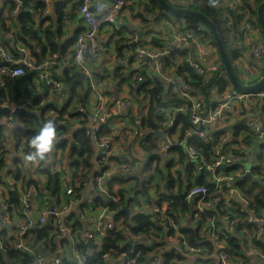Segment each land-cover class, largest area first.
Masks as SVG:
<instances>
[{
  "label": "built area",
  "instance_id": "2783aa9c",
  "mask_svg": "<svg viewBox=\"0 0 264 264\" xmlns=\"http://www.w3.org/2000/svg\"><path fill=\"white\" fill-rule=\"evenodd\" d=\"M33 1L45 5L43 18L54 10V4L63 6L62 34L74 18L80 26L69 50L47 53L40 63L31 58L14 31L0 36V60L7 65L0 72L12 78L25 77L24 68L31 73L30 80L18 84V103L0 105V112H7L0 114L4 184L0 185V233L6 230L12 239L8 246L31 255L32 264H41L46 257L35 252L45 242L28 233L45 229L56 244V250L50 251L53 258L45 264H86L94 256L105 264H136L140 252L135 247L130 253L121 251L128 243L151 247L145 264H163L162 252H156L166 243L182 258L169 264L193 259L199 264H264V197L262 206L254 202L258 194H264V86L255 91L235 89L217 47L207 38L209 30L201 23L195 31L183 21L174 25L165 15L151 18L145 12L151 20L145 25L152 35L134 41L130 59L122 51L114 58L109 48L121 39L118 31L127 27L122 18L130 15L132 1ZM165 1L179 8L193 5V0ZM10 3L16 5L12 12ZM256 3L247 2L255 11ZM21 5V0H0V19L7 28ZM216 8L226 50L233 55L229 62L233 75L243 87L257 84L264 76V37L257 13L251 14L243 0H219ZM32 11L34 19H39L38 11ZM9 66L14 67L9 70ZM184 66L191 69V75L180 73ZM115 69L121 80L114 79ZM64 72L82 76L83 104L76 98L79 90L73 95L64 87ZM192 77L203 84L216 77L227 85L222 92L211 86L206 98L193 90ZM153 89L157 95L152 108L148 92ZM49 119L63 127H57L50 158L26 161L31 148L24 135L37 133ZM77 131L88 136L92 145L87 162L79 157L82 148L75 138ZM200 139L215 145L204 152L193 146ZM178 152L188 162L180 164ZM51 174L55 175L53 191ZM179 179L187 210L173 212L170 195L179 192ZM199 179L206 184H197ZM121 196L127 206L121 205ZM101 201L116 207L111 210ZM122 209L130 216H151L161 236L153 229L134 234L130 224L114 219ZM183 229L196 231L201 241L190 245L180 233ZM113 234H121L125 241L119 250L104 252L103 240ZM225 234L239 240V255L227 254L229 248L221 238ZM203 241L211 243L212 251ZM80 244L95 247L87 245L82 254L77 249ZM3 249L0 238V253Z\"/></svg>",
  "mask_w": 264,
  "mask_h": 264
},
{
  "label": "trees",
  "instance_id": "16d2710c",
  "mask_svg": "<svg viewBox=\"0 0 264 264\" xmlns=\"http://www.w3.org/2000/svg\"><path fill=\"white\" fill-rule=\"evenodd\" d=\"M81 1V0H79ZM132 1V5H136V7L140 10V12L142 13V21L144 24H146L147 26H149L150 24V19L147 18L145 16V12L149 13L151 15V18L158 15V14H162L165 15L168 20L170 22L176 23V24H180L182 21L184 22V25L187 29L190 30H195L197 31V26L201 23L199 20H197L196 18H193L191 16H186V15H181V14H169L166 13L162 10V8L160 7L159 3L156 0H130ZM219 0H193V5L192 7H189L188 9H192L195 10L197 12H199L200 14H202L203 16H205L207 19H209L215 26L217 34L221 40V43L224 47V50L227 54V50H226V43L224 40V30L222 27V23L219 21L218 18V10L216 8V4ZM246 4V7L248 9V11L253 14L254 16L256 15V11L252 10V8L247 4V2L249 1H256V4H260L262 2H264V0H243ZM22 4L19 9H18V15L14 18L13 22L16 23V29L17 31L13 30V22L12 25L7 28L4 24H3V20L0 19L1 22V33L4 31L5 34L9 31H14L15 35L17 36V39L19 42H21L23 45H25L31 52V54H33V57L37 60L36 63H40L46 56L47 53L50 54H55L58 53V51H62L63 48L61 49V45L58 43V38L60 37V21L62 18V9L63 6L61 4H54V16H48L46 18L42 17V12L45 9V5L42 4L39 1H33V0H21ZM78 4H74L73 9L76 8ZM9 11L12 12L15 8L16 5L14 3H10L9 4ZM194 7V9H193ZM257 8V5H256ZM38 11L39 14V19H40V23H42L45 19H51L53 21V24L50 27H47L45 29V34H44V40L45 43H43L41 41V38L34 33V31L31 28L32 25V20L34 18L33 14L30 13V11ZM33 12V11H32ZM257 16V15H256ZM2 18V17H1ZM43 18V19H42ZM54 21L56 24V29H54ZM258 23V22H257ZM258 26L259 23H258ZM207 38L212 42V44L216 47L215 42L213 40L212 34L209 31ZM73 41V39H71V42ZM6 45L9 46L8 42H5ZM118 43V42H117ZM116 43V44H117ZM155 43V42H154ZM156 44V43H155ZM10 47V52L13 55L14 58H18V54L11 49ZM39 49L40 51V55H36L34 54V52H36ZM121 50L119 49V45H117V56H120L121 54ZM229 62H231V58H232V54L230 52H228L227 54ZM44 57L43 59H40ZM7 65L4 64L1 60H0V67H4ZM10 68H8L9 70H12L14 66H9ZM184 69L180 71H187V73L189 75L192 74L191 69L188 66H184ZM24 71L26 73V76L23 78H10V76H3L2 77V82L8 84L10 87H13L16 83L23 81V80H28L31 78V73L29 71L28 68H24ZM114 79L115 80H121L122 76L120 74H117V70L115 69L114 71ZM62 78V82L64 87L67 90H72L73 95H75V92L78 91L79 88L84 87L83 83V78L80 74L76 73L73 74L71 76L68 75V72H64L63 75L61 76ZM216 85L219 88V91L222 92L224 90V88L226 87V83L224 81H219L216 77L211 78L207 83H201L198 79H196L195 77H192V83L191 86L193 88L194 91H199L202 95H204L206 98L208 97L209 94V89L211 86ZM157 86H159V83L157 82ZM1 89V87H0ZM85 89V87H84ZM150 98H151V105L152 108L155 106L154 104L155 102V97L157 95V91L155 89L150 90L149 92ZM78 102L80 104H83L85 102L86 99V93L85 90L82 91L78 96H76ZM6 102V98L4 96V93L2 92V90H0V105L2 103ZM1 115H7V112L1 111L0 112ZM55 122V120H53ZM56 123V122H55ZM57 127L59 128H63L60 127L57 123H56ZM235 134H237V130H234ZM36 133H29V134H25L24 137L26 138V140L28 141L29 139H31ZM234 136V135H233ZM75 138L78 140V146L81 149V152L79 153V157H81V161L83 162H87L90 158V154H91V142L89 140V137L86 136L83 132L81 131H77L75 133ZM245 143L250 144L251 141L250 140H245ZM215 143H210V142H206L204 140H195L193 142V146L195 148H200L202 149L204 152L208 151L211 149L212 146H214ZM0 149H3L2 144H0ZM74 150V149H73ZM85 154L86 157L82 158V155ZM179 155V159H180V164H185L186 162H188V160H184V154L182 152H178ZM192 163V162H191ZM3 164H2V156L0 154V169H2ZM15 176V175H14ZM197 184H206L205 180L199 179L196 182ZM165 184H168L167 182ZM0 185H4L1 181L0 178ZM145 184H141L140 186H144ZM180 185V190L179 192L177 191V194H172L170 195V199L172 200V203L170 204V208L172 209V211H176L177 208H180L181 210L186 211L187 210V205L183 202V185H182V181L179 179L178 182V186ZM245 181L243 182V187H245ZM163 187V186H161ZM121 194V193H120ZM122 195V194H121ZM264 194L260 193L257 195V197L255 198L254 202L256 207H260L262 206V202H261V198H263ZM96 201H100V199H97ZM121 205L122 206H127L128 203L126 204L125 199L123 196H121ZM99 204L106 206L108 204V207L111 210H114L116 205L114 203H105L104 201L99 202ZM124 209V208H123ZM120 210L116 216H114L115 220L118 219H122L127 225L130 224V231H132L134 234H138V235H144V232H148L150 229H153L155 232L157 233H162V230L156 226L153 223V220L151 218V216L148 215H136V216H130V214L128 212H126L125 210ZM132 217V218H131ZM131 218V220L129 221V219ZM172 218L174 221H177V217L172 215ZM180 233H182V235H185L187 237V241L190 245H196L198 241H201L198 237H197V232L191 229H183ZM29 237L36 239L38 242L44 241L45 243H43V246L41 248H39L35 253L40 254L41 256H43L44 258H48V257H52L51 253H53L56 250V244L55 241L53 240V238H48V232L47 230H30V232L28 233ZM0 238L3 241L4 244V249L3 252L0 253V264H9V263H19V264H32L34 259L31 255L25 253V252H21V251H16L13 248H10L8 246V243L12 240L9 235L6 233V230L0 233ZM225 243L228 246V252L231 256H236L239 255L241 252V247L239 245V240L234 237V236H230L228 234H225L224 236L221 237ZM125 241L123 236L121 234H113L112 236H108L103 240V249L104 252L110 248L112 249H118L119 245L122 244V242ZM203 245H205L209 251H212L213 247L211 245V243L207 242V241H203ZM257 246H259L260 248H262L260 246L259 243H256ZM131 245H123L121 251L124 252H131L133 250V247H130ZM77 249L82 253L85 254V251L88 250V246L86 244H80L79 246H77ZM119 250V249H118ZM151 247L148 246H142V245H137L135 246V251H139L140 252V256L139 258L136 259V264H145L146 260H147V255L150 252ZM51 251V253H50ZM156 253H161L160 251H157ZM162 255V253H161ZM134 253L130 254L128 257L129 258H133ZM181 255L179 253L176 252L175 249L171 250L170 252H165L164 255H162V260H163V264H169L171 261L175 260V261H180ZM62 264H75L73 262H68V261H62ZM86 264H105L103 262V260L100 257L94 256L91 259H89V261Z\"/></svg>",
  "mask_w": 264,
  "mask_h": 264
},
{
  "label": "crops",
  "instance_id": "0c3cea01",
  "mask_svg": "<svg viewBox=\"0 0 264 264\" xmlns=\"http://www.w3.org/2000/svg\"><path fill=\"white\" fill-rule=\"evenodd\" d=\"M96 2H102V0H96ZM126 16H124L122 18L124 23H128L127 27L121 31H118V35L121 39H115L113 41V46L111 48H109V51L111 53V55L115 58L116 57V52H117V45H119V49L124 53L125 52V57L127 58H131L133 55V49L131 48V43H133L134 41H136L137 38V32H143L142 35V39L143 41L145 39H148L151 35H152V30L151 28L147 27L145 24L142 23V13L140 12V10L136 7V5H131L130 7V15L128 16L127 14H125ZM49 16L53 17L54 16V10L52 12H50ZM43 19V18H42ZM173 23V22H172ZM53 24V21L51 19H45L42 23H40V19H34L32 20V25L31 28L34 31V33H36L40 38L41 41L43 43H45L44 40V34H45V29L47 27H50ZM174 25H176V23H173ZM54 29H56V24L54 21ZM79 26H80V20L78 18H74V23L72 24V26L67 29L65 32H63V34L60 31V37L58 38V43L61 45V49L63 48L62 52L67 51L70 49L71 47V39L76 35L77 31L79 30ZM13 30L17 31L16 29V23L13 22ZM60 28V26H59ZM2 27H1V22H0V36H2L4 33V31L1 33ZM106 35H108L106 33ZM116 41H118V43L116 44ZM34 54L36 55H40V51L39 49L34 52ZM30 56L32 59H34L35 61H37L34 57L33 54H31L30 52ZM44 57L40 58L43 59ZM2 68V67H0ZM114 68V67H113ZM3 76H8V74L6 73H1L0 72V87L2 90V92L4 93V96L6 98V101H9L10 103L16 105L18 103V99H19V91H18V83H16L13 87H10L8 84L3 83L2 82V77ZM12 78V77H10ZM17 78V77H16ZM30 80V79H28ZM43 89V87H42ZM78 94H80L82 91H84V87H81L78 89ZM9 139L12 141V138L9 137ZM159 227V226H158ZM7 230L9 228H6ZM159 236H161V234H158ZM126 245H131L130 247H135V245H133L132 243H128ZM171 246L170 244L166 243L165 246H162L160 249V252H162V255L165 254V252H170ZM69 252H71V248H69ZM14 264H19V263H14ZM187 264H199L197 260L193 259V260H189L187 262Z\"/></svg>",
  "mask_w": 264,
  "mask_h": 264
},
{
  "label": "water",
  "instance_id": "95a60500",
  "mask_svg": "<svg viewBox=\"0 0 264 264\" xmlns=\"http://www.w3.org/2000/svg\"><path fill=\"white\" fill-rule=\"evenodd\" d=\"M160 7L162 8V10L166 13L169 14H181V15H186V16H191L193 18H196L197 20H199L201 22V24L204 26V28L208 29L213 37V40L215 42V45L217 47V51L219 53V56L221 58V61L223 63V68L224 71L228 77V80L230 81V83L232 84V86L235 89L238 90H245V91H255L258 89H261L264 86V76L262 77V79L255 85L250 86V87H243L239 84V82L236 80L235 76L232 73L230 64H229V59L228 56L224 50V47L221 43V40L217 34L216 28L214 26V24L207 19L205 16H203L202 14H200L199 12L192 10V9H186V8H179V7H174L171 6L170 4H168L165 0H156ZM256 13H257V19H258V23L260 25L263 37H264V2L260 3L257 6L256 9ZM143 35V32H137V38L138 40L141 39ZM136 42L131 43V48L133 49L135 46ZM200 129L197 128L196 131L198 132ZM255 145V144H254ZM72 147L74 148L75 146L72 145ZM55 183V175L51 174V185H50V189L51 191H53V186ZM89 246V248H94L95 245L94 244H87ZM53 257H48L46 258L45 262H42L41 264H45L48 261H50ZM9 264H14V263H9Z\"/></svg>",
  "mask_w": 264,
  "mask_h": 264
},
{
  "label": "clouds",
  "instance_id": "9594fccd",
  "mask_svg": "<svg viewBox=\"0 0 264 264\" xmlns=\"http://www.w3.org/2000/svg\"><path fill=\"white\" fill-rule=\"evenodd\" d=\"M57 139L56 123L51 119L44 121L39 127V131L28 141L31 151L25 155L24 159L33 163L47 161Z\"/></svg>",
  "mask_w": 264,
  "mask_h": 264
},
{
  "label": "rangeland",
  "instance_id": "374dc122",
  "mask_svg": "<svg viewBox=\"0 0 264 264\" xmlns=\"http://www.w3.org/2000/svg\"><path fill=\"white\" fill-rule=\"evenodd\" d=\"M193 9H194V7H193ZM167 18V17H166ZM168 19V18H167ZM227 54H228V51H227Z\"/></svg>",
  "mask_w": 264,
  "mask_h": 264
},
{
  "label": "flooded vegetation",
  "instance_id": "af4514ba",
  "mask_svg": "<svg viewBox=\"0 0 264 264\" xmlns=\"http://www.w3.org/2000/svg\"><path fill=\"white\" fill-rule=\"evenodd\" d=\"M73 149H75V148H73Z\"/></svg>",
  "mask_w": 264,
  "mask_h": 264
}]
</instances>
